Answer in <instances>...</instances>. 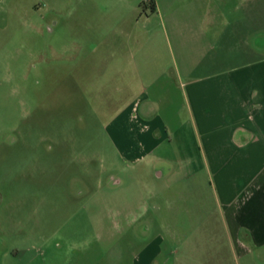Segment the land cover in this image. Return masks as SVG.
<instances>
[{"label": "rangeland", "instance_id": "rangeland-1", "mask_svg": "<svg viewBox=\"0 0 264 264\" xmlns=\"http://www.w3.org/2000/svg\"><path fill=\"white\" fill-rule=\"evenodd\" d=\"M223 1L240 0L220 1L226 15ZM190 2L0 0V264H131L126 239L115 246L110 237L98 239L94 227L75 229L87 221L88 211H77L90 193L115 192L108 183L112 177L123 181L116 192L124 202L134 192L142 207H153L133 233L140 235L139 248L153 235L165 238V259L156 264H263L233 257L220 226L180 231L188 217L182 206L194 207L193 200L180 199L186 186L169 191L173 203L167 204L166 176L158 175L165 168L129 162L122 172L126 162L107 130L144 91L133 78V65L147 50L154 48L162 60L176 47L167 38V33L172 38L171 20L178 24L195 15ZM182 120L191 128L185 109ZM195 175L198 190L208 195L206 171ZM118 196L106 206L110 226L125 208ZM209 212H195L192 223ZM166 218L172 230L157 227ZM151 222L156 229L147 231ZM86 255L90 262L80 259Z\"/></svg>", "mask_w": 264, "mask_h": 264}, {"label": "crops", "instance_id": "crops-1", "mask_svg": "<svg viewBox=\"0 0 264 264\" xmlns=\"http://www.w3.org/2000/svg\"><path fill=\"white\" fill-rule=\"evenodd\" d=\"M190 1L195 15L181 17L178 24L171 20L172 38L167 33L176 47L171 46L162 60L154 48L147 50L133 65V78L145 93L121 110L107 130L126 162L122 172L129 169V162L138 168H165L158 175L166 176L167 204L173 203L169 191L186 186L180 199L193 200L194 207L182 206L188 217L180 231L220 226L233 257L264 264V0L232 5L223 1L226 15L221 0ZM184 109L191 128L182 120ZM176 150L185 151V157L179 158ZM199 170L208 175V195L198 190ZM108 181L115 192L90 193L77 211H88L87 221L84 218L75 229L94 227L98 239L110 237L115 246L126 239L133 251L131 264H156L164 258L165 238L153 235L139 248L140 235L133 233L153 207L150 203L142 207L143 199L134 192L124 202L116 192L123 181L115 177ZM189 184L195 185L191 191ZM115 193L125 208L117 211L116 225L110 226L106 206ZM205 210H210V217L192 223V215ZM152 223L147 231L156 229ZM157 227L172 230L167 218ZM80 259L91 260L87 255Z\"/></svg>", "mask_w": 264, "mask_h": 264}, {"label": "trees", "instance_id": "trees-1", "mask_svg": "<svg viewBox=\"0 0 264 264\" xmlns=\"http://www.w3.org/2000/svg\"><path fill=\"white\" fill-rule=\"evenodd\" d=\"M156 8H154L153 10L155 11Z\"/></svg>", "mask_w": 264, "mask_h": 264}]
</instances>
